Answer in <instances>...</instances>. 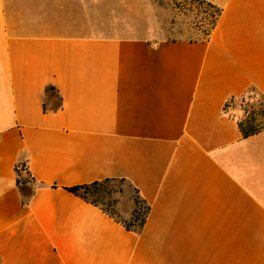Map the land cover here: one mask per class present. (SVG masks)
<instances>
[{"label": "crops", "instance_id": "crops-1", "mask_svg": "<svg viewBox=\"0 0 264 264\" xmlns=\"http://www.w3.org/2000/svg\"><path fill=\"white\" fill-rule=\"evenodd\" d=\"M204 1L206 40L110 31L103 0H0V264H264V130L225 109L264 95V0ZM105 179L149 204L140 233L67 190Z\"/></svg>", "mask_w": 264, "mask_h": 264}, {"label": "rangeland", "instance_id": "rangeland-1", "mask_svg": "<svg viewBox=\"0 0 264 264\" xmlns=\"http://www.w3.org/2000/svg\"><path fill=\"white\" fill-rule=\"evenodd\" d=\"M103 1L107 3H94L95 24L107 26L110 31L120 29L153 38L201 39L202 30L211 21L214 13L213 9L195 0ZM243 97L244 102L242 98H239L227 109V113L237 120L246 118L245 110L260 111L262 109L257 93L250 91ZM23 177L27 178L25 174ZM27 185L24 191L29 194L33 183L29 182ZM117 187V190L123 189L124 192L113 194L112 200H116L113 210L118 212L122 218L130 220L126 218L125 212L129 213L135 207L132 201L134 191L126 183H119ZM101 201L107 203V200Z\"/></svg>", "mask_w": 264, "mask_h": 264}, {"label": "trees", "instance_id": "trees-1", "mask_svg": "<svg viewBox=\"0 0 264 264\" xmlns=\"http://www.w3.org/2000/svg\"><path fill=\"white\" fill-rule=\"evenodd\" d=\"M195 1L199 2V4L201 5L206 6L207 8L214 10L211 21H209L208 25L202 30L201 40H206L212 34L216 26L217 20L219 19V16L221 14V10L207 1ZM239 98H242L241 100L243 102L245 101L243 96ZM239 98H231V100L226 104L225 109H229L231 107V104ZM258 99L260 104L262 105V109L260 111H256L255 109H252V111L245 110L246 118L242 120H237L240 131L245 138L256 135L264 130V95L258 94ZM260 117L262 119H260ZM15 171L17 177V187L21 193L23 205H28L32 194L27 195L24 191V187L29 182L36 183L35 178L32 177L29 172L28 159L24 161L20 160L16 165ZM24 174L27 176V178L23 177ZM119 183L128 184L134 191L132 201L135 207L133 209L130 220L122 218L118 212L113 210V207L116 205V200H112L113 194L117 192H124L123 189L117 190V184ZM67 190L81 197L83 200L91 203L92 205L98 207L111 218L123 224L125 228L129 231L140 233L145 226L148 214L150 212V206L147 201L141 197L139 191L130 183H128L125 179H105L90 184L69 187L67 188ZM99 199L107 200V203H103Z\"/></svg>", "mask_w": 264, "mask_h": 264}]
</instances>
